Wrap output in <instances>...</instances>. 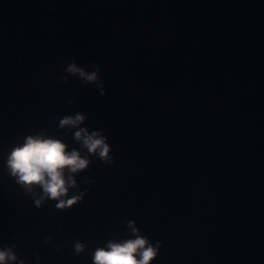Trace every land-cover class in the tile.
<instances>
[{
    "label": "water",
    "instance_id": "obj_1",
    "mask_svg": "<svg viewBox=\"0 0 264 264\" xmlns=\"http://www.w3.org/2000/svg\"><path fill=\"white\" fill-rule=\"evenodd\" d=\"M76 113L83 123L60 127ZM80 129L106 137L111 162ZM29 136L90 161L65 171V199L82 195L73 206L37 207L43 189L11 175ZM136 235L157 249L150 264H264V0H0L7 264H93Z\"/></svg>",
    "mask_w": 264,
    "mask_h": 264
},
{
    "label": "clouds",
    "instance_id": "obj_2",
    "mask_svg": "<svg viewBox=\"0 0 264 264\" xmlns=\"http://www.w3.org/2000/svg\"><path fill=\"white\" fill-rule=\"evenodd\" d=\"M95 67V66H94ZM68 73L79 74L85 83L97 82L99 80V68L88 73L78 68L74 63L66 68ZM101 95L103 92V85ZM85 116L76 113L75 116H65L60 120V127L76 126L83 123ZM75 139L81 141L83 147L92 155H99L102 162L112 161L109 156L110 147L106 143V137L101 132L93 131L88 133L87 129H80L75 132ZM90 161L73 149L67 150V145L59 139L45 138L43 136H29L21 146L15 147L7 160V166L17 182L26 188L39 186L43 189L44 196L36 201L39 207L45 197L58 201V209H66L81 200V196L67 197L69 187H75L76 181L72 176L66 180L65 171L76 174L89 165ZM133 222L129 221L132 227ZM133 233L137 229L132 227ZM84 245L77 242L75 252L77 255L83 251ZM157 249L154 248L146 238L136 235L135 239H128L120 243L109 242L107 248H97L93 255V264H150L156 257ZM15 260L16 256L11 250H0V264H7L8 260Z\"/></svg>",
    "mask_w": 264,
    "mask_h": 264
}]
</instances>
